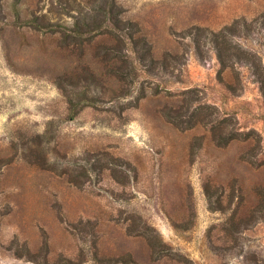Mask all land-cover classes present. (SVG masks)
Wrapping results in <instances>:
<instances>
[{"label": "rangeland", "instance_id": "obj_1", "mask_svg": "<svg viewBox=\"0 0 264 264\" xmlns=\"http://www.w3.org/2000/svg\"><path fill=\"white\" fill-rule=\"evenodd\" d=\"M115 1L0 0V264H264V0Z\"/></svg>", "mask_w": 264, "mask_h": 264}, {"label": "trees", "instance_id": "obj_2", "mask_svg": "<svg viewBox=\"0 0 264 264\" xmlns=\"http://www.w3.org/2000/svg\"><path fill=\"white\" fill-rule=\"evenodd\" d=\"M95 7L96 8H94V14L85 16L82 19H77L75 27L71 29V31L75 33V35H78L81 31L84 30L88 33L96 30L98 27H105V30H113L114 28H116V30H128L129 32L127 33H129V36L132 37L134 35L132 34V32L139 30L137 23L132 19L128 18L126 21H124L125 17L121 16V5H119L115 0L112 2H110L109 0H105V3L101 7ZM97 7H99V9ZM101 15L103 17H101ZM108 22L109 24H107ZM30 25L35 29L48 28L50 32L55 33V27L57 24L44 23L38 17H34L30 20ZM110 25L112 27H109ZM219 49L221 50V52L219 53V58L224 61V48L220 47ZM126 61L130 66V74L131 76H133L135 72L134 63L129 58ZM70 103H72V100H70Z\"/></svg>", "mask_w": 264, "mask_h": 264}]
</instances>
